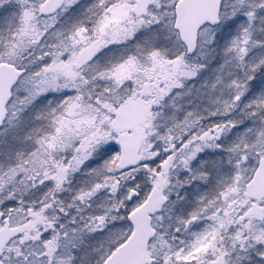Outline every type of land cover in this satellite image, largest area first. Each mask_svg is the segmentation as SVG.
I'll list each match as a JSON object with an SVG mask.
<instances>
[{"label": "snow or ice", "instance_id": "snow-or-ice-1", "mask_svg": "<svg viewBox=\"0 0 264 264\" xmlns=\"http://www.w3.org/2000/svg\"><path fill=\"white\" fill-rule=\"evenodd\" d=\"M0 264H264V0H0Z\"/></svg>", "mask_w": 264, "mask_h": 264}]
</instances>
